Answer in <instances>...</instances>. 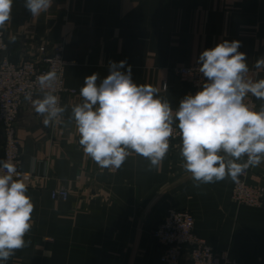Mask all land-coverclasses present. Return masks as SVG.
Instances as JSON below:
<instances>
[{
  "label": "crops",
  "instance_id": "1",
  "mask_svg": "<svg viewBox=\"0 0 264 264\" xmlns=\"http://www.w3.org/2000/svg\"><path fill=\"white\" fill-rule=\"evenodd\" d=\"M3 30L16 63L40 45L63 43L65 86L76 91L62 95L67 111L54 126L45 127L30 102L19 110L20 167L30 174L23 180L34 212L25 237L31 243L6 264H162L152 231L169 207L189 209L195 233L233 263L264 264V197L258 207L233 202L230 179L194 186L181 167V141L158 169L149 171L135 153L117 171L100 169L69 119L84 78L103 79L110 61H126L122 71L130 65L133 81L158 88L174 111L188 90L173 68L197 64L203 50L224 40L241 42L250 79L264 78V68H255L264 57V0H53L38 16L13 0ZM256 102L258 109L264 103ZM247 182L264 187V163ZM58 188L67 199L52 198Z\"/></svg>",
  "mask_w": 264,
  "mask_h": 264
},
{
  "label": "clouds",
  "instance_id": "2",
  "mask_svg": "<svg viewBox=\"0 0 264 264\" xmlns=\"http://www.w3.org/2000/svg\"><path fill=\"white\" fill-rule=\"evenodd\" d=\"M53 0H24L32 16L47 12ZM13 0H0V29L11 20ZM239 40H224L203 50L197 60L202 76L200 90L187 94L174 111L169 100L160 97L151 84H137L126 61H110L103 79L99 73L84 78L81 102L71 108L70 120L79 134L85 155L100 169L118 170L135 153L158 169L170 151V140L179 129L182 169L194 186L230 179L239 183L249 168L264 163V103L258 110L245 103L251 94L264 102V78L248 77L246 53ZM264 68V57L255 61ZM56 73L37 77L39 89L25 94L45 127L54 126L67 111L52 91ZM34 170L35 160L30 162ZM0 264L31 241L34 204L28 185L20 179L15 163L0 160ZM29 173H23L27 177ZM47 255V253H45Z\"/></svg>",
  "mask_w": 264,
  "mask_h": 264
},
{
  "label": "built area",
  "instance_id": "3",
  "mask_svg": "<svg viewBox=\"0 0 264 264\" xmlns=\"http://www.w3.org/2000/svg\"><path fill=\"white\" fill-rule=\"evenodd\" d=\"M7 37L0 29V130L2 135L1 160H9L16 164L21 173L20 179H30L23 176L21 170V145L16 132V120L20 108L27 103L24 99L28 92L36 97L39 89L37 77L43 73H56L54 86L46 91H52L62 101L64 93L74 94V89L67 88L64 80L66 60L63 56L64 44L59 43L47 48L40 45L33 57H27L18 63L13 62L7 55ZM186 83L188 94L200 90L201 74L198 64L173 68ZM245 103L258 110L256 98L247 96ZM170 140L171 148L180 141L179 129H175ZM108 170V169H106ZM249 168L240 177L239 183H233L232 201L237 204L258 207L262 204L264 187L247 182ZM114 172L117 170H108ZM3 169H0V173ZM53 199L65 200L69 193L66 189L58 188L51 191ZM152 236L158 243L159 259L162 264H235L228 259L226 252H218L197 235L194 231V217L189 209L169 207L159 226L152 231Z\"/></svg>",
  "mask_w": 264,
  "mask_h": 264
}]
</instances>
